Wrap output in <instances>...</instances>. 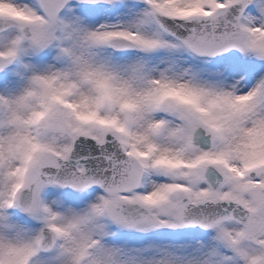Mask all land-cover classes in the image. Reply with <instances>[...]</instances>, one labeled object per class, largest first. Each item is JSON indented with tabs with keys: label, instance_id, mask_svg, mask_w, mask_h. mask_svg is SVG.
<instances>
[{
	"label": "snow or ice",
	"instance_id": "obj_1",
	"mask_svg": "<svg viewBox=\"0 0 264 264\" xmlns=\"http://www.w3.org/2000/svg\"><path fill=\"white\" fill-rule=\"evenodd\" d=\"M0 264H264V0H0Z\"/></svg>",
	"mask_w": 264,
	"mask_h": 264
}]
</instances>
